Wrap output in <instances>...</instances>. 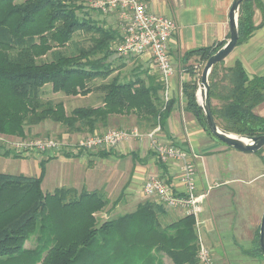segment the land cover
Instances as JSON below:
<instances>
[{
    "label": "trees",
    "instance_id": "obj_1",
    "mask_svg": "<svg viewBox=\"0 0 264 264\" xmlns=\"http://www.w3.org/2000/svg\"><path fill=\"white\" fill-rule=\"evenodd\" d=\"M83 1L0 0L1 135L23 138L27 126L46 118L93 133L108 128L113 115H135L144 130L161 127L169 116L173 101H164L162 83L153 77L148 83L139 76L111 78L96 87L102 93L101 105L76 107L69 115L61 102L42 101V88L48 84L55 93L86 95L91 92L90 81L106 79L113 71L107 60L118 33L98 26L86 13L79 15ZM261 7L259 0L241 3L237 45L257 28L252 17ZM82 30L94 34L92 45L72 48L76 54L62 53ZM223 45L194 49L185 56L197 54L204 62ZM221 64H215L209 76L210 109L216 124L237 134L264 133V117L255 113L264 102V75L249 77L237 61L222 68L217 81ZM196 87L195 82L186 87V109L211 134L196 99ZM49 159L39 161L37 176L0 172V264H165L164 257L170 264H198L194 216L184 214L162 224V206L145 200L132 212L99 224L96 213L106 203L100 192L71 187L42 190ZM30 240L34 244L27 247ZM250 252L262 257L258 235Z\"/></svg>",
    "mask_w": 264,
    "mask_h": 264
},
{
    "label": "crops",
    "instance_id": "obj_2",
    "mask_svg": "<svg viewBox=\"0 0 264 264\" xmlns=\"http://www.w3.org/2000/svg\"><path fill=\"white\" fill-rule=\"evenodd\" d=\"M259 1L262 7L256 8L252 17L257 28L223 60L225 67H231L239 61L249 77L264 75V0ZM232 2L233 0H148L150 12L171 17L177 25L176 33L169 39L174 73L166 84L162 82L149 56L121 55L116 51L113 54L124 60L136 58L140 77L146 83L152 77L161 81L160 94L164 101H173L170 114L161 127L158 125L156 135L160 142L179 144L191 154L195 165L196 192L204 194L200 210L194 219L199 224L200 237L211 250L215 262L264 264L262 257L250 252L259 234L264 212V153L244 154L236 151L209 134L186 109V87L194 82L197 84V99L198 65L201 60L197 54L185 56V53L228 41V12ZM99 14L104 17L102 25L114 29L120 37L117 18L114 15ZM112 59L111 56L110 60L114 62ZM124 62L120 60L118 65L121 67ZM111 66L113 67V63ZM98 105L101 102L93 106ZM255 113L264 117V104L258 106ZM113 121L125 125L120 115L110 116L109 122ZM131 128L147 131L135 123L132 127L117 129ZM98 151L95 154L86 152L72 156L59 154V188L97 191L106 198L119 194L122 206L126 209L124 213L132 212L145 200H154L142 192L143 182L151 175H165L174 189L184 191L179 163L159 162L146 137H130L114 148L101 149L103 155H99ZM19 155L16 157L18 160L28 161L26 156ZM7 156L13 157V154ZM39 172L40 169L38 174ZM154 202L159 204L156 200ZM117 205L121 206L120 203L116 204L113 209L102 213L107 217L112 215V210ZM163 209L164 213L160 218L166 224L184 215L180 209ZM164 263L170 264L171 261L167 258Z\"/></svg>",
    "mask_w": 264,
    "mask_h": 264
},
{
    "label": "built area",
    "instance_id": "obj_3",
    "mask_svg": "<svg viewBox=\"0 0 264 264\" xmlns=\"http://www.w3.org/2000/svg\"><path fill=\"white\" fill-rule=\"evenodd\" d=\"M89 7L103 15H114L118 20L119 39L113 43V50L121 55L149 56L156 66L162 82L165 84L173 75L174 67L169 52V39L176 33L177 25L171 17L159 15L148 10V0H89ZM145 135L135 129L112 128L102 132L90 133L78 138L72 146L73 154L92 150L114 148L120 142L130 138H144L155 158L162 164L177 161L180 165V180L184 191L174 189L165 175H151L142 185V192L154 198L166 208L180 209L185 215L196 216L200 210V201L204 194H197L195 188V165L191 154L173 142L162 143L158 140L156 130ZM12 147L19 154L26 156L33 149L30 143L18 142ZM34 146L42 152L59 151L66 145L52 140L36 141ZM34 147V148H35ZM197 233V263L217 264L211 250L203 243L198 222L194 223Z\"/></svg>",
    "mask_w": 264,
    "mask_h": 264
},
{
    "label": "rangeland",
    "instance_id": "obj_4",
    "mask_svg": "<svg viewBox=\"0 0 264 264\" xmlns=\"http://www.w3.org/2000/svg\"><path fill=\"white\" fill-rule=\"evenodd\" d=\"M85 13L88 14L87 16L91 18L95 23L102 24L103 23V16L97 13L96 11L92 10L89 7V0H84L83 1V8L78 12L79 15L85 16ZM86 16V17H87ZM100 26V25H98ZM92 37H95L93 33L91 32H86V31H79L76 32L73 35L72 40L70 43L62 48L60 51L62 53H74L76 52H71L75 51L72 50V48L77 49V47H83V48H88L92 45L91 39ZM96 56V55H95ZM98 56V55H97ZM111 56L113 57L112 62ZM120 60L125 61L124 65L120 67L118 63ZM107 61H111L113 63V71L112 73L106 78V79H94L88 83L89 87L91 88V92L86 94V95H77V96H68L63 94L62 92H53L51 90V86L48 84L42 88L41 92V99L43 102H50L52 104L61 102L64 106V110L67 115H69L72 111V109L76 107H83V106H93L95 104H98V102H101L100 100L102 99V93L96 89V87L100 84H103L107 81H110L111 78L118 77L120 80H127L130 78H135L136 76L140 74L138 71V65H136L138 62L136 58H127V60H124L122 57L121 59L117 58L113 52L111 53L110 57L108 58ZM137 62V63H136ZM205 62H200V65H198V77H199V82H200V76H201V71L205 65ZM223 66V61L222 64L219 65V75L217 78V81H219L220 77L222 76V71L221 69L224 68ZM118 68V69H117ZM198 82V85H199ZM198 99V97H197ZM213 103L216 104V100H213ZM261 103L259 106L263 105ZM121 119L123 120L125 125H119L117 121H113L109 123L108 128L105 129H98L95 130L94 132H102L106 131L112 128H129L132 127L133 124L136 123V116L135 115H120ZM26 127V126H25ZM159 128L158 125L151 129H145L147 131L141 132L138 128H131L137 130L140 134L145 135L146 133L155 130ZM127 130V129H126ZM130 130V129H128ZM26 135L25 137L21 138L18 136H8V135H1L0 134V152L1 154H4L5 152L10 154H15L18 155L19 153L16 152L12 147H17L18 142L23 141L24 143H30L31 144V149L28 154L26 155L27 160H18L19 158L16 157H11V156H6L0 154V172L1 173H9V174H17L19 172H22L23 175H33L37 176L39 167H38V162L41 159H49L46 164H45V176L42 180L41 187L44 192H52L55 188L59 187V154L62 153H71L73 154V148L72 146L74 143L77 142L78 138H83L86 137L87 135L90 134V132H87L86 129H80V131H76L75 129L69 128L65 126L64 124L55 122L49 118H46L42 122L34 125H29L26 127ZM157 131V130H156ZM93 132V133H94ZM43 140H52L54 142H61L65 144L66 146L61 148L59 151H52V152H42L41 150H38L35 146L34 143L36 141H43ZM35 147V148H34ZM231 149V148H230ZM98 150H92L89 151L90 153H96ZM231 151V150H230ZM88 152V153H89ZM262 153H264V147L261 149ZM17 153V154H16ZM226 155V154H225ZM23 157V156H21ZM225 156L223 157V159ZM37 162V163H36ZM117 194V193H116ZM104 199H106L105 206L103 209L99 212L96 213V217L98 220V223L100 224L102 221L106 219H112L117 217L118 215L123 214L126 209L122 205V198L119 194L117 195H112L110 198H106L105 195H103ZM154 199V198H150ZM155 200V199H154ZM153 200V201H154ZM119 202L121 206L117 205L112 213V215H104L102 212L103 211H109L110 209H113V207ZM162 208H164L162 206ZM129 210V208H127ZM160 222L162 224H166V221L160 218ZM34 244L33 240H30L29 243L26 244V246L30 247ZM167 259V257H164Z\"/></svg>",
    "mask_w": 264,
    "mask_h": 264
},
{
    "label": "water",
    "instance_id": "obj_5",
    "mask_svg": "<svg viewBox=\"0 0 264 264\" xmlns=\"http://www.w3.org/2000/svg\"><path fill=\"white\" fill-rule=\"evenodd\" d=\"M243 1L244 0H233L230 6L228 12L229 39L220 49L212 53L206 60L201 71L200 82L197 89V97L199 107L204 114L206 125L210 133L236 151L244 154H252L264 147V133L249 136L233 133L219 127L211 113L209 101V76L211 70L215 64L223 61L237 45V40L239 37L238 12ZM258 242L262 258L264 260V212L259 225Z\"/></svg>",
    "mask_w": 264,
    "mask_h": 264
}]
</instances>
